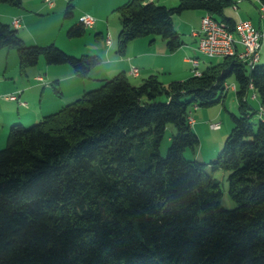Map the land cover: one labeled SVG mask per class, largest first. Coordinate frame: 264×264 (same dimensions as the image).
<instances>
[{"label":"trees","instance_id":"16d2710c","mask_svg":"<svg viewBox=\"0 0 264 264\" xmlns=\"http://www.w3.org/2000/svg\"><path fill=\"white\" fill-rule=\"evenodd\" d=\"M233 4L125 0L116 7L118 51L158 35L175 50L183 41L172 16L187 9L209 12L233 30L236 22L225 14ZM72 7L66 4L65 17ZM85 28L78 18L66 32L80 36ZM0 47L15 49L20 70L43 56L88 78L101 61L53 42L25 43L1 20ZM258 60L250 67L223 56L200 74L167 83L149 74L133 84L119 72L29 126L12 123L0 148V264H264V63ZM230 76L238 113H230L221 149L208 162L185 157L199 143L191 107L222 101ZM52 85L60 93L58 80ZM250 88L258 110L247 100ZM168 123L174 131L162 155ZM207 166L228 172L234 207L221 205L220 184Z\"/></svg>","mask_w":264,"mask_h":264},{"label":"rangeland","instance_id":"374dc122","mask_svg":"<svg viewBox=\"0 0 264 264\" xmlns=\"http://www.w3.org/2000/svg\"><path fill=\"white\" fill-rule=\"evenodd\" d=\"M24 6H26V9L28 11L32 12L34 17L31 21H28V36L25 43L30 42L28 44H39V45H46L49 43H54L60 48H62L64 51H66L69 54L79 56L80 54H91L95 51H98L99 54L104 58L105 51L109 47L108 45L109 40L107 33H105L103 36L104 38L101 39L100 35L96 34L94 29H90L87 25L85 26V31L80 36H68L67 35V28L73 24L74 22L78 21V16L80 13H83L84 8H88L91 10V14L86 13L87 15H90L94 18V20L97 23H100L103 27V29L115 30L116 34V41L118 32L120 30V18H119V11L115 8L107 7L104 0H51L53 2V7L48 8L45 5L42 4V0H23ZM37 1V2H36ZM70 2L73 7V15L70 17H65L64 12L66 9V4ZM155 2H158V0H155ZM167 6H172L171 4H174L173 2L176 1H165ZM251 2L256 3V1L251 0ZM22 4V5H23ZM238 5L239 2H238ZM3 7H13L10 4L2 3L0 2V20L5 22V20L9 19L12 15L5 14ZM42 7L43 9H40ZM229 10V7L227 8ZM108 10V11H107ZM227 10V11H228ZM196 9H187L184 10L181 13H175L173 14V24L174 27L179 31L181 39L184 40V42L189 43L192 41L191 31L196 29L198 24L200 23V15L197 14ZM105 12V13H104ZM15 18V17H14ZM13 18V19H14ZM24 27L27 25L26 22H24ZM20 30V28H19ZM104 30V31H105ZM106 32V31H105ZM264 33V32H262ZM107 37V38H106ZM144 37V36H143ZM151 37V36H150ZM106 39V40H105ZM137 39V38H135ZM142 38H138V40L130 41L129 43H140L139 40ZM146 41H149L150 38H146ZM105 42V43H104ZM117 43V42H116ZM148 43V42H147ZM151 46L153 48L158 47L159 45H166L165 42L162 40L161 36H156V40L151 42ZM262 45L260 47L259 51V63H264V36H262ZM137 45L139 44H129L128 49L133 53L137 49ZM127 46V45H126ZM3 51H6L7 48H2ZM12 51H15V49L11 48ZM202 60L205 62H201L199 65L200 71L204 70L207 66L216 64L217 62L221 61L222 57L220 56H214V57H208L203 55L201 52L198 55ZM16 57V58H15ZM13 58H14V66L16 62L18 61L15 51V56L10 55L9 56V69L11 65L13 64ZM12 62V63H11ZM1 63H3V59H0V67L2 66ZM18 63V62H17ZM39 63L43 64L44 67L49 66L51 68L56 67H69L71 66L69 64H47L41 56L39 58V61L37 64L28 66L30 67H37ZM250 66V65H249ZM132 67V66H131ZM130 67V70H131ZM251 67V66H250ZM40 74L42 76H45V69H40ZM50 74L53 76V74L50 72ZM60 74V83L63 84L62 88L59 87V91L62 90V92L66 95H70L73 91L71 89L70 83L72 80L69 79V77L66 76V73L61 72ZM178 73L176 76H179ZM50 75V76H51ZM128 76V75H127ZM79 78V76H77ZM25 77H20V79H24ZM177 78V77H176ZM80 79V78H79ZM92 77H89L85 80V82L90 83L94 87H89L87 90H91L94 88H97L100 86V80H92ZM63 80V82H62ZM99 81V82H97ZM32 83L38 86L37 90L31 94V96H34L36 98L40 97V90H41V82L36 80H31ZM139 82V81H138ZM96 83V85H95ZM235 84L234 76H230L227 79V89L225 91V95L223 97L222 101L215 102L210 105H199L196 107H191L190 110V116L196 119L195 125H193V129L196 130V134L199 138V143L195 145L193 148H186L184 151V155L187 158H194L198 161L208 162L210 159H212L214 156H216L217 152L221 149L224 139L226 138V135L228 134V127L231 123L230 113H238V103L235 95V90L232 88ZM46 91L43 95L42 103H32V104H20L21 110H26V108L31 106H34L35 109H39L40 104L46 105V103H50L53 99H62L63 95H61L62 92H57L54 89V85L51 84V81H48L46 83ZM67 93V94H66ZM69 93V94H68ZM11 94V93H10ZM9 94V95H10ZM252 91L249 90L247 94V100L249 104L252 106L253 109L258 110L259 109V98L256 95L255 97L251 96ZM17 95V94H16ZM59 95V98L56 96ZM8 97V96H7ZM17 99V96H16ZM41 102V100H40ZM67 104V103H65ZM25 106V107H23ZM222 110V113L220 115L217 114V110ZM28 111V110H26ZM258 113H256L253 117V121L256 122L258 120ZM215 116V117H213ZM215 118V120L213 118ZM211 118V121H220L222 125L216 129H211L208 127L205 120H209ZM2 119L0 118V148H3L5 146L6 141V134L8 132L9 127H4L1 123ZM36 122V121H35ZM33 122L30 123H21L24 126H29ZM174 131V126L172 123H168L165 132L163 135V138L161 140L160 144V152L162 155L165 154L166 148L169 145V136ZM225 132V133H224ZM207 170L212 174L213 177L217 179V181L220 184V188L222 191V195L220 198L221 205L226 208H232L236 205V202L229 196L228 194V172L226 170L217 169L215 171H211L210 167H206Z\"/></svg>","mask_w":264,"mask_h":264},{"label":"crops","instance_id":"0c3cea01","mask_svg":"<svg viewBox=\"0 0 264 264\" xmlns=\"http://www.w3.org/2000/svg\"><path fill=\"white\" fill-rule=\"evenodd\" d=\"M124 1L125 0H104L107 7H111L113 9L118 7ZM165 1L166 0H158L157 3L166 5ZM173 1L176 2H173L174 4H171L172 6L176 5L179 0H173ZM233 1H234L233 6H230L229 10L226 9L225 14L233 18L235 22L239 20L249 19L261 32H264V10H261V4L259 3V1L255 0L256 3L251 2V0H233ZM23 2L24 1L22 0V4ZM238 2L240 5H238ZM40 5L42 6L47 5L46 7L52 8L53 2L52 5H50L45 0H42V4L39 3V6ZM11 6L13 7H3L5 14L12 15L9 19L5 20V22H8L14 27H16L19 35L26 42L28 41L27 37H29L27 35L28 21H31L34 15L32 14V12L26 9V6H24V4L21 6H14V5ZM40 9L43 8L40 7ZM83 11L84 12L80 13L79 16L85 15L86 13L89 14L92 13L91 10L88 8H84ZM196 13L199 14L200 17L204 14L203 11H197ZM14 17L15 19H18V26H15L12 23ZM24 22H26L27 25L25 26L26 28L22 29V27H24L23 25ZM199 26L200 23L198 24L196 29H198ZM88 27L90 29H94L96 31L95 33L100 35L101 39H103L104 38L103 35L107 33V36L109 37L108 40L110 43L108 45L109 47H107L108 49L105 51L104 58L101 56V54H99L98 51L93 52L101 57V61L97 65L92 67V69L89 72V77H92L93 78L92 80L94 81L110 78L119 72H125L126 75H128L130 82L133 84L139 83L142 80V78L148 76L149 74H157L158 78L162 82L167 83L171 80L184 79L190 75H193V69H192L193 67L191 62L188 60L189 57H194L199 59V65L201 62H205L198 56L200 54V51L198 50V38L192 35L193 30L191 31V35H190L192 37V41L186 43L184 42V40H182L183 43L173 51H169L166 45H159L158 47L153 48L151 46L152 44L151 42L156 40V36H152V37L144 36V37H139L142 38L139 40H143V41H139L140 43H128L124 51L119 52L116 43L117 41H116L115 30L110 31L108 27L105 30L103 29L102 25L100 23H97L96 21H94V23ZM146 38H150L149 41H146L147 40ZM135 40H138V38L132 41ZM129 44H134V45L139 44V45H137L138 46L137 49L132 53L130 49H128ZM261 45L262 43L260 42L258 53L260 51ZM10 55L15 56V51H12L11 48H7L6 51H3V49L0 47V59L1 60L3 59V63H1L2 66L0 67V118L2 119L1 123L4 127L6 126L8 128L14 122H20V123L35 122L39 120L43 115L58 110L61 106L65 105V103L72 102L77 97H79L85 90L89 89V87H94L92 84L90 86L89 85L90 83L85 82L87 78L79 77L80 78L79 79L77 75L74 73L72 67L51 68L47 65L46 67H44L43 64L39 63L37 67H30V68L26 67L23 70H20L18 61H17L18 63L16 62L14 66V58H13V64L9 69L8 59ZM131 66L137 68V73L133 74L130 72ZM41 68L45 69L44 75H46L47 78L40 74ZM50 72L53 74V76L50 74ZM61 72L66 73V76L69 77L70 80H72L70 86L72 87L71 89H73L74 92H72L70 95H67L66 97V95L61 90L60 91L62 92L61 95L65 96L62 99L55 98L49 104L46 103V105L44 106L40 104L39 109H35L34 106L30 105V107L26 108V110L28 111L21 110L22 108L19 107L21 101L28 105L32 103L33 104L42 103V99L44 98L43 95L47 87L46 83L48 81H51L52 84L55 80H58V85L59 87L62 88L63 84L60 83L61 76L59 74ZM178 73L181 74H179V76H176V74ZM23 76L25 78L21 80L20 77ZM38 76L42 77V79L39 80ZM31 80L39 81L42 84L40 90V97L38 98H36L35 95L31 96V94L35 92L38 88V86L32 83ZM232 88L235 90V84ZM249 90L252 91L251 96L255 97L256 94L253 91V89L250 88ZM10 93L17 94V99L7 98V96ZM56 97L59 98V95ZM221 113L222 110L220 111V109H218L217 114L220 115ZM213 119L215 120V118ZM210 121L211 118H209V120H205L209 128H211L209 126ZM195 122L196 119L193 118V121L191 122L192 129H193V125H195ZM229 128L230 126L228 127V131Z\"/></svg>","mask_w":264,"mask_h":264},{"label":"built area","instance_id":"2783aa9c","mask_svg":"<svg viewBox=\"0 0 264 264\" xmlns=\"http://www.w3.org/2000/svg\"><path fill=\"white\" fill-rule=\"evenodd\" d=\"M52 5L51 0H45ZM264 10V7H261ZM79 20L86 26L94 23V18L90 15H81ZM15 26H18V19L12 20ZM192 35L198 38V50L203 51V55L208 57L214 56H228L236 55L243 58L247 63L250 60L259 59V46L261 42L262 33L249 19L239 20L235 23L233 30H230L227 24L223 21L217 20L209 12H205L200 17V26L198 29L192 31ZM188 60L192 64L193 73L200 71L199 59L189 57ZM131 73H137V68L132 67ZM41 80L42 77L38 76ZM9 99H16V97H7ZM25 104L24 102H20ZM190 122L193 117H189ZM220 121L209 122V126L213 129L220 127Z\"/></svg>","mask_w":264,"mask_h":264},{"label":"bare ground","instance_id":"6f19581e","mask_svg":"<svg viewBox=\"0 0 264 264\" xmlns=\"http://www.w3.org/2000/svg\"><path fill=\"white\" fill-rule=\"evenodd\" d=\"M205 13V12H204ZM13 23V22H12ZM202 54H203V51H200ZM197 59V58H196ZM243 59V58H242ZM255 61H257V60H250L249 62H248V64L250 65V66H252L253 65V63L255 62ZM131 72V71H130ZM196 74H200V71H198V72H196ZM17 95L16 94H10V95H8V97H16ZM221 125V124H220Z\"/></svg>","mask_w":264,"mask_h":264}]
</instances>
